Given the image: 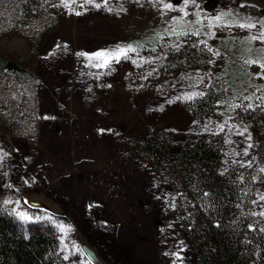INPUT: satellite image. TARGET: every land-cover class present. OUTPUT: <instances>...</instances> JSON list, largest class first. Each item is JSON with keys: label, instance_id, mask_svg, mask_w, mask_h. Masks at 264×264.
<instances>
[{"label": "rangeland", "instance_id": "1", "mask_svg": "<svg viewBox=\"0 0 264 264\" xmlns=\"http://www.w3.org/2000/svg\"><path fill=\"white\" fill-rule=\"evenodd\" d=\"M207 1L53 0V30L36 20L0 36V56L26 58L28 72H0V205L51 225L71 264L89 262L82 241L107 264H198L169 215L171 162L208 133L223 137L225 164L252 163L246 117L264 111V0H216L206 11ZM181 43L205 65L170 68L167 49ZM121 47L135 50L107 65L97 58ZM211 87L220 102L196 119L184 103ZM153 133L170 149L156 163L132 149Z\"/></svg>", "mask_w": 264, "mask_h": 264}, {"label": "trees", "instance_id": "2", "mask_svg": "<svg viewBox=\"0 0 264 264\" xmlns=\"http://www.w3.org/2000/svg\"><path fill=\"white\" fill-rule=\"evenodd\" d=\"M52 1L0 0V36L26 31L36 20L53 30L58 21L50 15ZM167 53L166 64L174 70L206 62L188 44ZM10 60L0 56V72L27 78V59ZM219 102L218 90L211 87L184 106L193 117L203 119L213 115ZM248 118L254 157L250 165L225 164L223 137L208 133L185 142L170 164L167 174L176 196L169 215L180 223L198 264H264V111L250 122ZM168 144L153 133L134 142L132 149L156 163L170 150ZM33 225L20 222L0 205V264H71L61 252L55 229Z\"/></svg>", "mask_w": 264, "mask_h": 264}, {"label": "water", "instance_id": "3", "mask_svg": "<svg viewBox=\"0 0 264 264\" xmlns=\"http://www.w3.org/2000/svg\"><path fill=\"white\" fill-rule=\"evenodd\" d=\"M215 1L216 0H208L205 5V10L209 11L210 7L213 6ZM25 202L32 209H42V210L53 212V210L41 200L26 198ZM80 246H81V249L84 255L86 256V258L89 260L91 264H107L104 260H102L98 256L97 252L92 247H90L87 242L82 241Z\"/></svg>", "mask_w": 264, "mask_h": 264}, {"label": "snow or ice", "instance_id": "4", "mask_svg": "<svg viewBox=\"0 0 264 264\" xmlns=\"http://www.w3.org/2000/svg\"><path fill=\"white\" fill-rule=\"evenodd\" d=\"M88 3H91L92 0H87ZM65 6L66 7H70V4L67 3V0H65ZM97 7H99L100 5L97 4ZM165 8H170L171 5L170 4H165L164 5ZM79 15V13H77ZM221 19L220 17H217V20ZM249 27H252L253 25H248ZM241 27H244V25H241ZM135 49H133L132 47H128L127 49L125 48H118L117 50L111 52V53H97V58H102L104 61V64L107 65V63L109 62V60L111 59H115V60H119L122 56H127V54L129 52L134 51Z\"/></svg>", "mask_w": 264, "mask_h": 264}]
</instances>
